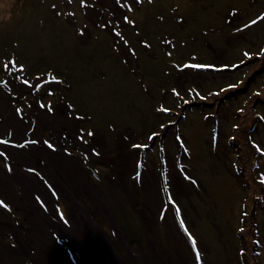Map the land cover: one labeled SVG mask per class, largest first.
<instances>
[{
  "label": "rangeland",
  "instance_id": "374dc122",
  "mask_svg": "<svg viewBox=\"0 0 264 264\" xmlns=\"http://www.w3.org/2000/svg\"><path fill=\"white\" fill-rule=\"evenodd\" d=\"M92 1L0 0V264H103L76 213L121 264H198L191 239L203 264H264V0H132L122 55ZM18 96L46 141L20 158Z\"/></svg>",
  "mask_w": 264,
  "mask_h": 264
},
{
  "label": "trees",
  "instance_id": "16d2710c",
  "mask_svg": "<svg viewBox=\"0 0 264 264\" xmlns=\"http://www.w3.org/2000/svg\"><path fill=\"white\" fill-rule=\"evenodd\" d=\"M114 2L119 7V9L122 10L121 14L116 16V17H114V15L112 14V8H111L112 5L111 6L102 5V4H99V3H97L96 1L93 0L92 1V3L94 4L93 7L96 8L99 11L100 17H99L96 29L92 26L91 23H90V25H91V27H93V29L96 30L94 33H97L98 31L103 30V31H105L106 34L111 36V38H113L112 39V43H113L115 51L118 54L122 55L121 52L118 49L117 40H116L115 36L117 35L118 42L126 47V42L124 41V37H123L122 33L125 34L126 32H130L128 30L129 21L136 18V13L140 9L136 5H134L132 3V0H124L125 7H123V4H122L123 1H121V0H114ZM57 13L60 14V7L57 8ZM153 18L154 17H151L149 19V21L152 20ZM155 20L157 21V23H160V21L162 20V16H156ZM137 29H138V26H137ZM139 30H141L140 26H139ZM124 61L126 62V60H124ZM185 65H188L187 68L191 67V63H187ZM14 66L15 65L13 63H11V64L7 63V66H6V69H8V72H7V75H6L7 77L3 79L2 83L0 82L4 86L8 85L9 81H13L12 77L15 76V70H16V69H14ZM134 76H137V75H134ZM19 78H21V77H19ZM42 84L43 83L38 84L37 88H40L42 86ZM31 93L36 94V99H39V101H41L40 100V94H38L39 92L37 90H34V92L30 91L29 96H31V98H32V94ZM15 99H16L15 102L11 101V108H12V110H14V113L20 119V121H21L20 124L23 126V127H20V128L22 130L24 129L23 133H25L26 138H23V139H21V141H19V140L16 139V137H10L7 143H8V147L10 149L14 150L15 153L20 158L22 156L21 155L22 153L19 151L18 147H20V143L21 142H23L26 145H28L29 143H32V145H41V146H43L41 141L38 140L37 138H34L33 135L36 136L37 134H39L40 135L39 137L41 139H43V140H44L45 136H44V134L42 135V129L40 127L36 126V124L34 123L33 118L31 117V111H33L31 107L33 105H32L30 100H27V96H18V98L15 97ZM18 105L20 106L21 109H18ZM2 115H3V113L0 112V123L3 122V116L4 115L3 116ZM26 116H28V119H27ZM152 137L153 138L154 137L157 138V137H159V135L158 136H152ZM65 139L66 138H63V141H62V146L64 147L65 151L68 152L70 155H74V156L79 157L83 161L86 171H93L92 169H90L92 162H89V159L86 160V158H88L86 152L82 148H80L78 145L77 146L74 145L73 148H74V150H78L79 152L70 149L69 147L72 148V145H70L68 141H65ZM11 140L13 142H10ZM28 156L33 157L34 156L33 151H30ZM34 159H36V157H34ZM1 160H3V159H1ZM37 162H38V160L36 159V164L34 166V170L32 171V173L34 175H36V176H38V174H39L38 172H43L44 171L43 165L41 163H39L37 165ZM2 163H4V162H2ZM141 168H142V163H141ZM0 202H2V203H0V205H3V206H5V204H7L8 206L10 205V204L6 203L5 201H2V200ZM0 207H2V206H0ZM11 213H12V215H14V214L18 215V220H22L23 219V216L19 213V208H18V214L16 212L14 213V211L11 212ZM177 223L179 225V222H177ZM179 228H180V226H179ZM180 229H182V228H180ZM184 229L185 230L182 229V232H183L184 236L187 239H190L191 235L189 234V230L186 229L185 227H184ZM0 236H4V238H5V235H3V234H0ZM4 238H3V240H4ZM0 241H2V240H0ZM188 242H189V245L192 246L194 254L198 253V252H196V249L193 247L192 239L188 240ZM74 253H76V252H74ZM76 256H77L79 261H82V257L80 256L79 253H76L75 256H71V257L68 256L71 259L73 264H75V257ZM199 258H200V256H199ZM25 263H26V260H25ZM197 263L198 264H203V262L200 261V259H197Z\"/></svg>",
  "mask_w": 264,
  "mask_h": 264
},
{
  "label": "bare ground",
  "instance_id": "6f19581e",
  "mask_svg": "<svg viewBox=\"0 0 264 264\" xmlns=\"http://www.w3.org/2000/svg\"><path fill=\"white\" fill-rule=\"evenodd\" d=\"M128 159V155L126 153V151L122 154V163ZM176 182H178V178L176 177ZM82 184H84L82 182ZM41 193L40 194L43 199L45 200L46 204H48V208H49V211L51 212V215L52 217L55 219V221H59L58 218H57V215L54 213L53 209H52V205L50 204L49 202V199H48V196L43 193L44 191L42 190V188H39ZM100 192V191H99ZM96 191V195L98 197V199H100V193ZM156 182H155V186L153 188V190L151 188H148V190L146 189V194H147V197H148V200L149 198L151 197L152 199V202L155 203L160 201L159 197L156 196ZM150 202V200H149ZM153 205V204H152ZM53 213V214H52ZM76 217L78 218V225L83 229H81L82 231V234H89L90 237L93 238V246L95 247V249L99 252V254L101 255V263L103 264H121L120 261H118L117 257L115 258V255L112 254V252L109 250V246L108 244H105V242H103L102 240L99 239V234H98V229L96 227H87V226H83L82 227V221H81V218L78 217V214L76 213ZM39 219V218H38ZM40 220V219H39ZM42 220H40L41 222ZM85 225V224H83ZM98 235V236H97ZM155 253L160 261V264H172L171 260H170V256L169 254H167L166 252H164L163 250L161 249H158L156 246H155ZM176 253V262L178 264H184V260L182 261L181 260V257L179 255V252L177 253V251L175 252ZM143 259L145 260L146 262V259L143 257Z\"/></svg>",
  "mask_w": 264,
  "mask_h": 264
},
{
  "label": "flooded vegetation",
  "instance_id": "af4514ba",
  "mask_svg": "<svg viewBox=\"0 0 264 264\" xmlns=\"http://www.w3.org/2000/svg\"><path fill=\"white\" fill-rule=\"evenodd\" d=\"M99 4H101V3H99ZM94 9L97 11V14H98V19L95 21L96 23L91 22L88 18H86V20L89 22V24L91 23L92 26L96 29V28H97V24H98V20H99V17H100V13H99V11H98L96 8H94ZM114 17H116V16L114 15ZM67 26H68V27H71V26L68 25V24H67ZM93 27H92V28H93ZM95 29H94V32L96 31ZM116 37H117V35H116ZM116 37H115V38H116ZM116 40H117V46H118V49H119L118 38H116Z\"/></svg>",
  "mask_w": 264,
  "mask_h": 264
},
{
  "label": "snow or ice",
  "instance_id": "6c2138e0",
  "mask_svg": "<svg viewBox=\"0 0 264 264\" xmlns=\"http://www.w3.org/2000/svg\"><path fill=\"white\" fill-rule=\"evenodd\" d=\"M245 55H247V53L245 54ZM192 67H196V68H199V67H203L202 65H193ZM27 83V82H26ZM201 98H203V97H201ZM0 203H2V202H0ZM196 245H195V241H193V247H195ZM197 259H199V253H197Z\"/></svg>",
  "mask_w": 264,
  "mask_h": 264
},
{
  "label": "water",
  "instance_id": "95a60500",
  "mask_svg": "<svg viewBox=\"0 0 264 264\" xmlns=\"http://www.w3.org/2000/svg\"><path fill=\"white\" fill-rule=\"evenodd\" d=\"M34 162V161H33Z\"/></svg>",
  "mask_w": 264,
  "mask_h": 264
}]
</instances>
